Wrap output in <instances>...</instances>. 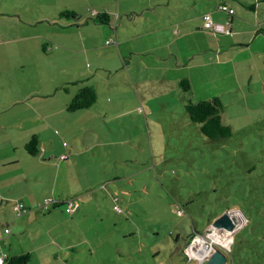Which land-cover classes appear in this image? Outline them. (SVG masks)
Instances as JSON below:
<instances>
[{
	"label": "rangeland",
	"instance_id": "rangeland-1",
	"mask_svg": "<svg viewBox=\"0 0 264 264\" xmlns=\"http://www.w3.org/2000/svg\"><path fill=\"white\" fill-rule=\"evenodd\" d=\"M194 1L0 0V81L14 85L0 89V120L15 82L33 83L35 105L56 110L51 140L76 163L47 196L74 199L72 213L41 212L23 233L12 222L30 211L11 210L1 253L13 239L27 264H203L184 252L188 236L235 210L227 264H264V0H227L231 35L201 27L205 12L229 21L218 0ZM87 85L96 103L68 111ZM213 97L227 138L186 114L188 100Z\"/></svg>",
	"mask_w": 264,
	"mask_h": 264
},
{
	"label": "crops",
	"instance_id": "crops-1",
	"mask_svg": "<svg viewBox=\"0 0 264 264\" xmlns=\"http://www.w3.org/2000/svg\"><path fill=\"white\" fill-rule=\"evenodd\" d=\"M224 1L229 5L227 0ZM194 3V5H197V0ZM196 13L198 14L197 11ZM202 14H200L201 17ZM231 22L233 24L234 16ZM9 83L11 84L13 81H0V89H4V86ZM15 84L16 87L11 93L8 108L7 106L1 108L5 112V116L4 119L0 120V225L3 224L1 217L5 218L4 224L8 225L7 214L11 210L12 212L15 211L13 205L16 202H22L27 211L30 212L16 218V221L20 222L13 221L12 223L13 225L19 223L24 233V230L28 229L31 220L33 222L41 219L38 214L43 211L40 210L39 205L45 197L51 195V192L56 191L55 185L60 178V170L76 163L75 161H68L69 156L66 160H59L58 157L66 154V152L61 148L57 149L55 142L51 140L55 136L53 133L55 126L53 115L56 110L54 112H44L42 107L35 105L34 95L37 92L34 90L35 85L33 83L15 82ZM78 91L77 89L74 92L77 93ZM1 101L0 99V107ZM62 130H64L62 135L68 134L66 128H62ZM33 136L38 137L39 153L36 155H30L25 148V144ZM64 143L62 145L67 147V144L64 145ZM64 161L67 162L63 163ZM39 174L43 175V180L31 183L29 176L37 175L36 177H38ZM19 215L18 213L17 216ZM5 228H3V233L7 234L4 232ZM229 242H231V239ZM9 243L10 252L1 249L8 257L27 253L23 250L14 249L13 239ZM195 255L197 256L198 253L195 252Z\"/></svg>",
	"mask_w": 264,
	"mask_h": 264
},
{
	"label": "trees",
	"instance_id": "trees-1",
	"mask_svg": "<svg viewBox=\"0 0 264 264\" xmlns=\"http://www.w3.org/2000/svg\"><path fill=\"white\" fill-rule=\"evenodd\" d=\"M222 2L226 3L224 0H220L218 5ZM230 8H232V7H230ZM217 10H218V6H217ZM232 10H233V8H232ZM70 13L75 15V13L72 11ZM234 13L235 12L233 10L232 14H230V15L227 14V17H230V20L227 21V24L223 23V24H225V26H227V25L230 26V24H232L231 21H232V17L234 15ZM106 18H107L106 12L96 13L97 21H104V20L107 21ZM227 30H229L231 32L230 28ZM189 83H190L189 80L185 78V79L180 81L179 85L182 88V90L187 91L190 89ZM97 96L98 95H97V91L95 90V88L90 87L88 85L83 86L82 88L79 89L77 94L71 98V100L67 104V110L74 112V111L81 110V109H84L87 107L90 108L93 104L96 103ZM185 110L187 112L186 114L189 117V119L191 121H193V123L199 124L200 132L203 135H205L208 139H210V140H217L219 138L223 139V138H227L231 135L232 127L230 125L224 124L222 117H221L222 111H223V103L221 102L220 98L213 97L212 99H209V100L204 99V100H199V101L194 102V103H193V101L188 100L185 104ZM37 139H38L37 136H33L25 144V148L30 155H36L39 153V146H38V140ZM61 204H64V202L54 200V203L49 208V210L51 208L55 209ZM114 207H115V205H114ZM49 210H46V211H49ZM46 211H43V212H46ZM233 211L235 213V216L243 217V219H244V216L241 212L235 211V210H233ZM21 214H23V213H21ZM216 215H218V214H216ZM210 226H209V228H210ZM209 228L206 230L205 234H202V235L206 236L209 232ZM196 234H201V233L198 232ZM232 235H233V233H232ZM188 237H189L188 243H190L192 238H193V235H190ZM232 240H233V238H232ZM222 249H225L224 251L227 253V251H228L227 247H222ZM4 254L6 255V258H4V264H27L31 259V254L28 252L27 253H21L19 255H15V256H10V257H8V255L6 253H4ZM227 262H228V260H227Z\"/></svg>",
	"mask_w": 264,
	"mask_h": 264
},
{
	"label": "built area",
	"instance_id": "built-area-1",
	"mask_svg": "<svg viewBox=\"0 0 264 264\" xmlns=\"http://www.w3.org/2000/svg\"><path fill=\"white\" fill-rule=\"evenodd\" d=\"M218 10L220 11H223V12H226V14L230 15L233 13V10L232 8H230L226 3H220L218 5ZM202 19H203V28H211L212 31L214 32H219V33H227V34H231V32L229 30L226 29V26L225 24L223 23H215L213 20H212V17H211V14L209 12H205L203 13L202 15ZM65 145V143H64ZM68 155L69 154H64V155H61L60 156V160H66L68 158ZM54 198H50V197H45L40 205H39V208L41 211H46V210H49V208L52 206V204L54 203ZM65 204H66V207H65V211L66 212H69V214L73 211L72 209V206L73 204H76L74 199L72 200H67V201H63ZM14 210L21 214V213H27V209L24 207V204L22 202H16L14 205ZM116 208V207H115ZM119 210V208H118ZM4 232L6 233H9V229L8 228H5L4 229ZM213 232L212 228H209V232L206 236L202 235V234H195L191 240L190 243L187 244L186 246V249H184L186 255L188 256V258H191V257H194V258H197L199 261H200V258L199 257H196L194 254H195V249H194V241L195 239H198L199 237H204L205 240V248L207 250H209V248H211L212 245H216V246H222V247H225L223 245H220L219 243H215L213 241H211L209 239V235ZM206 250V251H207ZM4 258H6V255L4 253H1L0 252V264H4ZM203 258V257H202ZM201 258V259H202ZM201 262V261H200Z\"/></svg>",
	"mask_w": 264,
	"mask_h": 264
},
{
	"label": "water",
	"instance_id": "water-1",
	"mask_svg": "<svg viewBox=\"0 0 264 264\" xmlns=\"http://www.w3.org/2000/svg\"><path fill=\"white\" fill-rule=\"evenodd\" d=\"M241 221H243V217L235 216L233 210L226 211L223 214L217 216L216 219L211 222L210 228H212V230H218L221 233H228L231 236L236 227L241 224ZM229 249L230 246L227 247V250ZM224 250L225 249H222V247L212 245L211 248L206 251L203 258L200 259L201 263L226 264L228 260V253H226Z\"/></svg>",
	"mask_w": 264,
	"mask_h": 264
},
{
	"label": "bare ground",
	"instance_id": "bare-ground-1",
	"mask_svg": "<svg viewBox=\"0 0 264 264\" xmlns=\"http://www.w3.org/2000/svg\"><path fill=\"white\" fill-rule=\"evenodd\" d=\"M214 233V234H213ZM213 234V235H212ZM211 235V236H210ZM209 235V239L211 240H216V242L215 243H219V244H221V245H223V246H225V247H229V245H230V243L231 242H229V240L231 239V237H230V239H229V234L228 233H221V232H219L218 230H213V232L211 233ZM204 240V242H205V240L206 239H204V237H199L198 239H195V241H194V244H193V246H194V249H195V252H197V249H198V244H200L201 242H203V240ZM211 240V241H212ZM214 242V241H213ZM195 255V254H194ZM196 256V255H195ZM196 257H199L200 259L203 257V255H197Z\"/></svg>",
	"mask_w": 264,
	"mask_h": 264
}]
</instances>
